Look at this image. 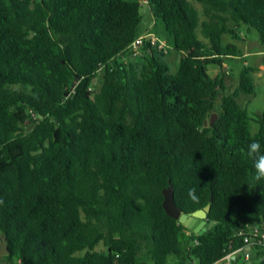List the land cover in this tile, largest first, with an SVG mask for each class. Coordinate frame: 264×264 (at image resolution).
<instances>
[{
  "label": "trees",
  "instance_id": "1",
  "mask_svg": "<svg viewBox=\"0 0 264 264\" xmlns=\"http://www.w3.org/2000/svg\"><path fill=\"white\" fill-rule=\"evenodd\" d=\"M144 5L162 39L134 2L0 0V264H218L250 227L261 242L232 264H264V181L246 184L264 110L237 101L258 68L222 72L244 62L240 26L264 57V0ZM168 183L181 213L209 205L201 235L163 212Z\"/></svg>",
  "mask_w": 264,
  "mask_h": 264
},
{
  "label": "rangeland",
  "instance_id": "2",
  "mask_svg": "<svg viewBox=\"0 0 264 264\" xmlns=\"http://www.w3.org/2000/svg\"><path fill=\"white\" fill-rule=\"evenodd\" d=\"M126 2H134L138 3L139 5V12L142 15V20L139 24V29L140 31L143 32H151L153 35L156 36V38H163L165 37L164 33L161 32L160 27H157V30H153L152 27V20L149 17L147 7L144 5V0H124ZM238 36L240 37L238 40H234L231 43H233L240 51L242 54H253L256 52H259L260 47L257 42V34L254 30L248 29L245 26H240L237 30ZM227 39L224 38L222 40V44L225 43ZM231 41V40H230ZM162 43L163 40L161 41ZM166 45V44H165ZM160 49L164 50L162 53L164 55L166 54V50H169L168 47H161ZM172 55V54H171ZM166 56V55H165ZM175 56V55H174ZM137 58L136 55L128 54V56L123 57V61H127V59H131L132 61H135ZM176 56L170 57V55H167L165 57V60L168 61L169 63V69L170 71L173 72V62L176 61ZM243 63L241 61L237 60H229V65L226 63L225 66L223 67V71L225 76H230L235 79L237 77V70L240 68L242 65H250V66H255L258 68V71L253 74V82H254V91L253 94L250 95H244V94H238L237 101L243 105L246 109V112L248 116H253L254 114H259L264 110V95H263V90H262V69L264 67V57H261V60L259 59V56L255 55H249L247 57H244ZM136 62V61H135ZM207 69V74L209 77L213 78L220 70L216 65L209 64L206 66ZM97 78H99V73L97 74ZM224 76V77H225ZM221 77V76H218ZM96 83L95 80L93 81V84ZM226 83V79H225ZM228 89L231 90L234 88V82L230 79L228 82ZM254 131V128L251 127V132Z\"/></svg>",
  "mask_w": 264,
  "mask_h": 264
},
{
  "label": "water",
  "instance_id": "3",
  "mask_svg": "<svg viewBox=\"0 0 264 264\" xmlns=\"http://www.w3.org/2000/svg\"><path fill=\"white\" fill-rule=\"evenodd\" d=\"M72 87V86H71ZM215 119V115L212 114L208 124H212ZM207 125V121H203V126ZM162 201L161 208L167 217L177 221L185 228L189 229L193 234L201 235L204 228V220L206 213L208 212L209 205L206 204L202 209L191 212L189 215L181 213V211L175 206L172 197V188L168 183L167 188L161 191ZM210 201V199H209ZM8 253L5 243L0 242V255H6Z\"/></svg>",
  "mask_w": 264,
  "mask_h": 264
},
{
  "label": "built area",
  "instance_id": "4",
  "mask_svg": "<svg viewBox=\"0 0 264 264\" xmlns=\"http://www.w3.org/2000/svg\"><path fill=\"white\" fill-rule=\"evenodd\" d=\"M146 38L149 42L150 46H153L156 43V39L153 36H150L149 34L146 36H143ZM142 37L137 38L132 44V48H135L137 45L141 44ZM159 47H164L162 43H160ZM237 236L241 238L242 246L237 248L234 251H229L223 257L218 261V264H232L237 254L241 256L243 260H246L251 247L254 244H259L262 239V235L259 234L256 227H250L248 228L247 232H240L237 233Z\"/></svg>",
  "mask_w": 264,
  "mask_h": 264
},
{
  "label": "clouds",
  "instance_id": "5",
  "mask_svg": "<svg viewBox=\"0 0 264 264\" xmlns=\"http://www.w3.org/2000/svg\"><path fill=\"white\" fill-rule=\"evenodd\" d=\"M246 156L252 163V174L246 184L249 189H253L259 185L261 181H264V146H262L259 141L251 142L247 147ZM188 196L192 201H198L196 189L194 187L189 189ZM3 203V200L0 199V205Z\"/></svg>",
  "mask_w": 264,
  "mask_h": 264
},
{
  "label": "crops",
  "instance_id": "6",
  "mask_svg": "<svg viewBox=\"0 0 264 264\" xmlns=\"http://www.w3.org/2000/svg\"><path fill=\"white\" fill-rule=\"evenodd\" d=\"M238 35V34H237ZM239 37V36H238ZM244 57H247V56H249V55H255V56H259V59L261 60V57H262V53L259 51V52H256V53H253V54H242ZM225 65H223V67H224ZM225 68H226V66H225ZM258 68H260L259 66H258ZM227 69V68H226ZM226 80H228V79H226ZM238 264H240V263H238Z\"/></svg>",
  "mask_w": 264,
  "mask_h": 264
}]
</instances>
